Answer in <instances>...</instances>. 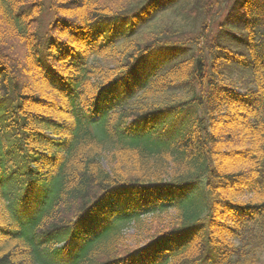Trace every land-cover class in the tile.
Listing matches in <instances>:
<instances>
[{"label": "trees", "instance_id": "trees-1", "mask_svg": "<svg viewBox=\"0 0 264 264\" xmlns=\"http://www.w3.org/2000/svg\"><path fill=\"white\" fill-rule=\"evenodd\" d=\"M158 1L0 0V264L261 262L264 5Z\"/></svg>", "mask_w": 264, "mask_h": 264}, {"label": "rangeland", "instance_id": "rangeland-1", "mask_svg": "<svg viewBox=\"0 0 264 264\" xmlns=\"http://www.w3.org/2000/svg\"><path fill=\"white\" fill-rule=\"evenodd\" d=\"M171 5H176L178 3V0H159L158 1V5H166L167 3H170ZM222 2V11L221 14L218 15L217 17V22L220 24H224V18L230 8V6L232 5V3H235L236 0H221ZM255 3H257L258 5H264V0H255ZM50 19V14L47 12L44 15V21H48ZM173 52H171V50H164L162 52L156 53L152 58H150L147 62V66L150 67H158V65L162 64V63H168L171 59H173L172 56ZM129 234H132L131 231H129ZM258 264H264V256L261 260L260 263Z\"/></svg>", "mask_w": 264, "mask_h": 264}]
</instances>
